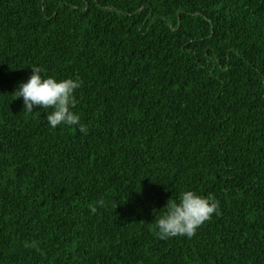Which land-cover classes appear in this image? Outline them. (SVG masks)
Listing matches in <instances>:
<instances>
[{
    "label": "trees",
    "instance_id": "obj_1",
    "mask_svg": "<svg viewBox=\"0 0 264 264\" xmlns=\"http://www.w3.org/2000/svg\"><path fill=\"white\" fill-rule=\"evenodd\" d=\"M33 66L87 134L23 112ZM188 190L218 214L160 239ZM0 264H264V0H0Z\"/></svg>",
    "mask_w": 264,
    "mask_h": 264
},
{
    "label": "clouds",
    "instance_id": "obj_2",
    "mask_svg": "<svg viewBox=\"0 0 264 264\" xmlns=\"http://www.w3.org/2000/svg\"><path fill=\"white\" fill-rule=\"evenodd\" d=\"M32 74L13 92L15 99L23 98V112L32 113L34 108L52 109L47 115V121L52 128L64 124L77 126L81 133L87 134V127L80 122V116L72 109L76 106L75 91L82 86V81L63 79L57 81L54 77H42V68L31 67ZM103 205V201L98 202ZM167 211L156 220L155 227L160 239L176 236L191 238L204 222L211 219L213 213L219 212V201L211 195L204 197L188 190L180 193L179 202L169 201ZM95 213L96 208L91 207ZM25 247H38L37 242L26 243Z\"/></svg>",
    "mask_w": 264,
    "mask_h": 264
}]
</instances>
